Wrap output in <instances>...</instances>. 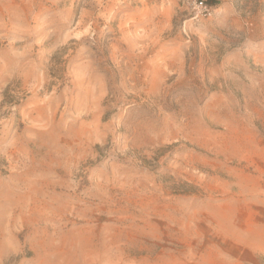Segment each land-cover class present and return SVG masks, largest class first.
I'll list each match as a JSON object with an SVG mask.
<instances>
[{"label": "rangeland", "instance_id": "obj_1", "mask_svg": "<svg viewBox=\"0 0 264 264\" xmlns=\"http://www.w3.org/2000/svg\"><path fill=\"white\" fill-rule=\"evenodd\" d=\"M0 264H264V0H0Z\"/></svg>", "mask_w": 264, "mask_h": 264}, {"label": "trees", "instance_id": "obj_2", "mask_svg": "<svg viewBox=\"0 0 264 264\" xmlns=\"http://www.w3.org/2000/svg\"><path fill=\"white\" fill-rule=\"evenodd\" d=\"M202 8L206 11H211L214 7L218 5V0H195Z\"/></svg>", "mask_w": 264, "mask_h": 264}, {"label": "built area", "instance_id": "obj_3", "mask_svg": "<svg viewBox=\"0 0 264 264\" xmlns=\"http://www.w3.org/2000/svg\"><path fill=\"white\" fill-rule=\"evenodd\" d=\"M205 11H206V9L205 8H203Z\"/></svg>", "mask_w": 264, "mask_h": 264}]
</instances>
